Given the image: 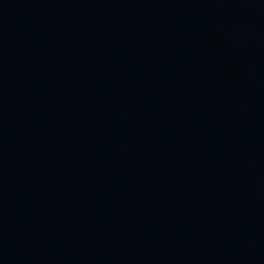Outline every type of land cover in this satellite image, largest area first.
Wrapping results in <instances>:
<instances>
[{
    "label": "water",
    "instance_id": "1",
    "mask_svg": "<svg viewBox=\"0 0 264 264\" xmlns=\"http://www.w3.org/2000/svg\"><path fill=\"white\" fill-rule=\"evenodd\" d=\"M0 264H264V0H0Z\"/></svg>",
    "mask_w": 264,
    "mask_h": 264
}]
</instances>
